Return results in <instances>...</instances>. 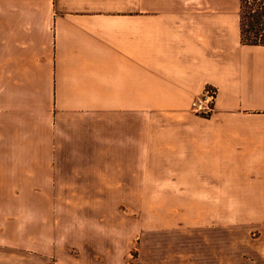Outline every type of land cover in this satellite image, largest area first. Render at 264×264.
<instances>
[{"label":"crops","instance_id":"crops-1","mask_svg":"<svg viewBox=\"0 0 264 264\" xmlns=\"http://www.w3.org/2000/svg\"><path fill=\"white\" fill-rule=\"evenodd\" d=\"M239 10L0 0V264H129L112 211L84 212L150 201L184 207L182 248L149 264H264V45L241 42ZM73 201L75 252L59 226Z\"/></svg>","mask_w":264,"mask_h":264},{"label":"rangeland","instance_id":"rangeland-1","mask_svg":"<svg viewBox=\"0 0 264 264\" xmlns=\"http://www.w3.org/2000/svg\"><path fill=\"white\" fill-rule=\"evenodd\" d=\"M167 118H153L151 129H159L166 126ZM73 192H62L64 198H73L75 200V187L70 188ZM151 189L149 188V199L151 198ZM74 196V197H73ZM105 209L99 208L98 214L91 209L90 212L85 211L90 219L87 222H93V215L96 216V225H103L104 210L112 211L111 223L109 226L117 233L120 232L119 240L116 241L126 245L133 244V250L127 256L129 264H141L140 260H144L143 264H149L152 260L153 254H159L167 260L168 256H174L177 248H182V228H183V207L184 204L178 203H153L145 202L139 207L138 204H101ZM109 205V207H108ZM247 205V204H242ZM59 226L61 228V236L65 242L69 243L72 251L75 252V201L61 202ZM242 209V208H241ZM246 210V209H242ZM125 216L120 217V212ZM244 213V212H241ZM83 214V215H84ZM95 222L93 225H95ZM99 223V224H98ZM107 225V220H106ZM100 226V225H99ZM141 253L140 260L138 259ZM170 254V255H169ZM165 256V257H164ZM156 257V256H155Z\"/></svg>","mask_w":264,"mask_h":264},{"label":"trees","instance_id":"trees-1","mask_svg":"<svg viewBox=\"0 0 264 264\" xmlns=\"http://www.w3.org/2000/svg\"><path fill=\"white\" fill-rule=\"evenodd\" d=\"M241 42L264 45V0H240Z\"/></svg>","mask_w":264,"mask_h":264},{"label":"built area","instance_id":"built-area-1","mask_svg":"<svg viewBox=\"0 0 264 264\" xmlns=\"http://www.w3.org/2000/svg\"><path fill=\"white\" fill-rule=\"evenodd\" d=\"M218 95V88L214 85H208L202 95L192 101V108L199 114L209 115L213 112L215 100Z\"/></svg>","mask_w":264,"mask_h":264}]
</instances>
